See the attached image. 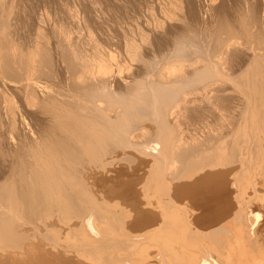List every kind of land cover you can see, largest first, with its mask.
Wrapping results in <instances>:
<instances>
[{"label": "rangeland", "instance_id": "obj_1", "mask_svg": "<svg viewBox=\"0 0 264 264\" xmlns=\"http://www.w3.org/2000/svg\"><path fill=\"white\" fill-rule=\"evenodd\" d=\"M237 1L238 0H233V1H231V0H229V1L228 0H205V1L204 0H167V1H164V0H29V1L28 0H16V1L15 0H8V2H7V0H0V7H1L0 8V27L2 28V26H3L2 29H4V30H2L4 33H2V31L0 29V31H1L0 33L2 34V35L0 34V40H2V41H0V57L2 56L1 57V59H3L2 63L4 62L5 66L7 67L6 68L4 66V64H2L0 62L1 65H2V66L0 65V75L2 76V77L0 76V82H1L0 83V86H1L0 87L1 88L0 89V101H1L0 102V139H1L0 140V151H1L0 152V194H1L0 195V199L2 200V201L0 200V203H1L0 206L3 207V208L0 207V209H1L0 210V216H1L0 217V220H1L0 221V230H1L0 231V241H1L0 242V245H1L0 246V264H132L131 260L128 261V259H127V262L125 261L126 260V255H127L128 251H130L129 250L130 248H128L126 250V248H124V246L123 247L121 246V243L123 244V242H126L124 240V235H126V237L128 238V235L126 233H129V232H130L129 234L140 233V232H142V231H144L146 229H149V227L150 228L156 227L157 224H152L149 227L142 226V219H145L144 216H140V215L136 214V212L133 211L132 200L131 199L125 200L124 198H126V197L119 196L120 195V191H121L119 189L121 188V185L123 183H127V182H130V181L133 182L135 179L140 178L139 176H142V173H141L142 170L144 168H147L148 165L153 164L154 161H156L158 159V156H157L159 154L158 150L160 151L159 143H157V141H155L153 139V137H151V134L149 132H147V134H146L147 137H146V135L144 136L146 138L141 136L136 141L135 140L125 141L124 140L122 142L120 140L119 142L118 141L112 142L113 144H110L108 146V148H106L105 153L103 155H100L96 160L91 159L90 156H87L85 154H83V156H82V154H79L77 156H70V155L69 156H65L64 150L62 149V146H61L62 143H64V142L68 143L69 142L68 145L71 148V151L77 149V147H78V145L75 143V137H73V134L71 135L72 132L70 130L68 132L66 127H68L69 125L71 126L73 124V120H74V118L77 115H81L82 114V116H83V115L86 114V112L84 110V107L86 109V104H87L86 101L84 100L86 98H85L84 92L83 93L81 92L82 87H81L80 84H78L79 82L78 83L75 82V78H74L75 76L74 75H75L76 72L74 70L77 68L76 66H77L78 62H80V61H82L84 59L85 60L88 59V62L90 61V64L93 63L92 67H91L93 69V71L97 70L96 67H94L93 65H96V63H98L99 60H107L108 62H110L111 66H112V63L115 62L113 67H112L113 69L115 67V69H114L115 71H113V69L110 67V70L113 71V72H111L112 74H115V72H116L115 76L113 75V77L115 79L113 78V81L111 80L110 81L111 83L110 82L109 83L111 85L110 90L111 91L115 90V92L116 91L118 92V91H120L119 88H121V89L125 88V87H123V86H126L125 83H124V80L128 81V82H132L131 80L134 79L135 77L138 78V80L141 77L143 80L140 79V82H146L149 78H150V80H148V82H150L151 79H152L151 77L154 76V78H156L157 74H159V72L162 71L165 66L169 69V68H171V65L173 64L171 69H173V70L175 69L176 72H179L178 69L180 67L182 68V66H183L182 64H185V63L189 64L187 66L184 65V67H187V70H189V68L191 67L190 65H193L196 60L197 61L199 60V62H203V63H204V60H205V61H207V63L205 62L204 65L205 64L209 65V63H210L209 66H211L213 64L212 66H214V67H211V70H213L212 72L215 71L214 74L216 73L215 75L219 79H217L216 76L213 74L214 76L212 75V77L209 78L210 80L207 79V82L209 81L208 84H207V82H206V84H204V81L202 82L203 83L202 84V83H200L202 80L201 81L200 80H195L193 78L196 82L199 83V84H197L195 82L196 85L195 84L193 85L194 82L192 83V81H194V80L193 79H192V81L190 80L191 83H192L191 86L192 85L194 86V87H191V86L190 87L192 88V91H194V92H191V90H190L191 88L187 87V88H190V89L184 88L183 95H184L185 99H187L186 102L189 103L190 101H192V105L194 104V106H192V105L190 106V104H191V102H190L189 105H188L189 108H187V109L185 108V110H181V115L178 117L179 121L177 120L178 125L176 124L177 126L173 127L176 132H181V130L187 132V131H191L193 128L195 129V130L193 129L194 133L196 131L199 132V130L196 128V126H197V124L199 122L198 121L199 118H202V117L206 118V115H203V114L209 113V115H207L208 119H210L211 117L213 118V116H215L217 118H220L221 114L224 115L225 113L228 112V110H230L229 108H233L234 106H238V104H239V103L237 104L236 102H239L240 98H237V97L240 96V92L238 91V89H236L237 87H235V84L231 81V78H229V76L224 75V77L226 76L227 79H226V77H225V79H223L224 78L223 74H221L220 72H222L224 74H230L231 73V75L233 73V74L236 75L241 70H244L246 68L251 69V66H254L255 62L257 63L261 59H263V60H261L260 62L264 61V46H263L264 45V0H258V1L257 0H255V1L254 0H239L238 2ZM17 2H19V3H17ZM33 2H35V4ZM235 3H237V4H235ZM157 4H158V6H157ZM32 5H34V6H32ZM74 6H75V8H74ZM255 6H257V8H255ZM229 8H231V9L228 10ZM258 8L260 10H257ZM262 9H263V11H262ZM216 10L218 12H216ZM236 11H238V12H236ZM201 12H202V14H201ZM228 12H230V13L228 14ZM208 13H210V14H208ZM21 14L24 15V16H22ZM166 14H168V15H166ZM18 15H20V16H18ZM62 15H63V17H62ZM64 15H66V16H64ZM195 15L197 16V18H196ZM181 16H183V17H181ZM198 16H200V17H198ZM217 16H219V17L217 18ZM177 18H179V19H177ZM182 18L185 19V20H183ZM197 19H199L200 21L197 20ZM68 20H70V21H68ZM153 20H154V22H153ZM181 20H182V22H181ZM195 22H198V23H195ZM254 23L256 24L257 27L255 26ZM43 24H44V26H43ZM70 24H72V25H70ZM220 24H222V25H220ZM160 25H162V26H160ZM193 25H194V27H193ZM218 25H219V27H218ZM249 25H251V27H249ZM27 26H29V27H27ZM67 26L70 27V28H68ZM190 26H192V27H190ZM236 26L238 28H236ZM182 29L184 31H182ZM221 30L224 31V32H222ZM215 31H217V32H215ZM205 32H207V33H205ZM259 32L261 33V35H260ZM254 34H256V35H254ZM180 35H182V36H180ZM205 35H207V36H205ZM261 36H262V38H260ZM2 37H4V38H2ZM14 38H15V41H14ZM19 40L21 42H19ZM22 40H24V41H22ZM80 40H83V41H81L82 42V46L83 45H84V47L87 46V47H85V50H84L83 47L80 46V44H81ZM152 40H154V41H152ZM193 40H195V41H193ZM255 40H258V42L255 41ZM163 41H165V43H163ZM184 41L187 44H184L185 43ZM238 41L240 43H238ZM53 42H54V44H53ZM84 42H86L88 45L86 43H84ZM137 42H138V44H137ZM227 42H228V44H227ZM250 42H252V43H250ZM178 43L181 45V47L179 46L180 47L179 48L180 53H178V45H179ZM19 44H21V46ZM151 44H152V46L150 47ZM258 44H261V45H258ZM6 45H8V46H6ZM16 45H17L18 48L20 46L21 49L20 48L16 49L17 48V47H15ZM166 45H167V47H165ZM12 46H14V47H12ZM222 46H224L223 47L224 49L222 48ZM233 46H234V49H233ZM242 46H243V48H242ZM6 47H9L10 49L9 48L7 49ZM51 47H52V49H51ZM14 48L16 50L15 53H14L15 50L11 51V49H14ZM26 48H27V50H26ZM22 49L24 50L23 53H22ZM35 49H37L38 51L35 50ZM65 49H67V50H65ZM88 49H89V51H88ZM92 49H93L94 52L92 51ZM3 50H5V51H3ZM69 50H71L72 52H70ZM81 50H83V51H81ZM193 50H194V54H193ZM234 50H235V52H234ZM9 51L11 52V54H10ZM85 51H88V53L86 52L87 53L86 54ZM91 51H92V53H90ZM117 51H118V53H117ZM152 51H154V52H152ZM222 51H224V52H222ZM19 52H21V53H19ZM66 52H67V55H66ZM30 53H32V55ZM152 53H153V55H152ZM167 53H169V54H167ZM249 53H251V54H249ZM19 54H22V55H19ZM48 54H50V55H48ZM90 54H91V57H90ZM177 54H181V55L179 57L178 56L176 57L175 55H177ZM27 55L30 56V57H28ZM93 55H95V56H93ZM3 56L4 57L6 56L5 59H4ZM82 56H85V58L82 57ZM100 56L103 57L104 59H102ZM256 56H257V58H259V60L256 59ZM7 57H9V59ZM55 57H56V59H55ZM109 57H112V58L109 59ZM195 57H197L198 59H196ZM201 57H202L203 61H202V59L200 61L199 58H201ZM252 57H255V58H252ZM260 57H261V59H260ZM17 58H18V60H17ZM49 58H51V59H49ZM82 58H84V59H82ZM188 58H190V60ZM214 58H215V60H214ZM19 59H20V61H19ZM27 59H30V60H27ZM91 59H92V61H91ZM111 59H112V61H110ZM129 59H130V61L132 63L129 61ZM171 59H173V60H171ZM253 59H255L254 60L255 62L253 61ZM15 60H16V62H15ZM31 60L34 61V62H32ZM95 60H97V61H95ZM113 60H114V62H113ZM175 60H176V62H175ZM245 60H248V61H245ZM27 61L30 62V66H29V63ZM190 61L191 62L194 61V62L191 63ZM251 61L254 62V64ZM22 62H24V64ZM31 62H32L33 66H32ZM69 62H72V65ZM188 62H190V63H188ZM242 62H243V64H242ZM197 63H195L193 66L201 67L200 64H203V63H198V64ZM234 63H235V65H234ZM239 64H242V65H239ZM19 65H20V67H19ZM178 65H180V66H178ZM243 65H245V66H243ZM3 66H4V68H3ZM47 66H49V67H47ZM237 66L240 67V68L237 69L238 68ZM1 67H2V69H1ZM30 67H32V68L34 67V70H32V68H30ZM58 67H59V69H58ZM173 67H175V68H173ZM242 67H244V68H242ZM134 68L137 69V70H135ZM213 68H215V69H213ZM126 69L129 70L128 73H127L128 70L126 71ZM232 69H234V70H232ZM17 70L19 71L20 75H19ZM142 70H143L144 76L147 74V71L150 70L148 75H147L148 78L146 76L142 77L143 76ZM173 70H170V72L172 73ZM222 70H224V71H222ZM235 70H237V72ZM32 71H34V72L31 73L32 74L31 75L30 72H32ZM216 71H218V72H216ZM180 72L183 73L182 70H180ZM24 73H26L27 75L25 74L26 75L25 76ZM118 73H120L119 76H117ZM68 76H70V77H68ZM189 76H190V73H189ZM189 76L187 77L188 79L190 78ZM213 77H215L217 79V81ZM212 78L215 80V83L213 82L214 80ZM3 79H4V81H3ZM188 79L185 80V78H184V80H183V78L179 77V79H177V80H179V83L177 82L176 89L177 88L180 89L179 87H182L181 81H183L184 85H185V83L188 81ZM33 80H35V81L33 82ZM220 80H223L225 84H223V81H222V83L221 82L218 83V81H220ZM76 81H77V79H76ZM190 81L188 82L189 84H190ZM26 82L27 83L30 82L31 85H29V84L28 85L31 86V87L27 86ZM35 82H36V84H35ZM148 82H146V83H148ZM32 83H34L35 85L32 84ZM209 83L211 85L213 84L214 86L217 83H218L217 85L220 84L219 86H217V85L215 86V87H217V89L215 88V90L217 92L219 91L218 93L213 89L214 88L213 85H212L213 88H210L212 91L214 90V92H216L217 94L216 93H212V91L209 89V87H211ZM178 84H179V86L177 87ZM12 85H14V86H12ZM198 85H200V86L202 85L204 88L202 86L199 87ZM207 85H209V86H207ZM33 86H35L34 87L35 89L33 88ZM27 87H28V90H27ZM39 87H41V88H39ZM195 87H197V88L195 89ZM25 89H26V93L24 91ZM33 89H34V91H33ZM185 89L189 90V91L187 92ZM16 90L19 91V92H16ZM196 90L197 91L199 90L200 95L202 94L201 95L202 97L198 98L199 97V92L197 94ZM205 91H206L205 94H208V92H209L210 95L211 94L212 95L215 94L217 96L215 97V95H213L214 97H211V96H208L209 95L208 94L207 96L205 95V97H204L203 92H205ZM3 92H4V94H3ZM20 92L22 93V95H21ZM184 92H187L188 94L187 93L184 94ZM9 93H11V94H9ZM32 94H33V96H32ZM195 94H197L196 97L198 96L197 97L198 100H197V98H195V96H194ZM223 94L226 95V96H224ZM34 95L36 96V98H35ZM188 95H190V96L188 97ZM45 96H47V97H45ZM191 96L194 99H192V98H191V100L188 99ZM28 97H30V98H28ZM31 97H32L33 100L34 99H36V100H34V102L31 101L32 100ZM186 97H188V98H186ZM222 97L223 98L225 97V99H223ZM76 98H77V100H76ZM204 98H206V99H204ZM37 99H38V101H37ZM199 99H201V100L204 99L202 101L203 104H201L202 102ZM207 99H209V100L206 102ZM49 100H51V102ZM52 100H53V102H52ZM75 100H76V102H75ZM188 100H190V101H188ZM193 100L198 102V103H196V106L197 105L198 106L200 105V106L196 107L195 106V101H193ZM235 100H236V102H235ZM204 101H205V103H204ZM217 101L218 102L220 101V102L218 103ZM49 103H51V104H49ZM43 104H44V106H42ZM84 104H85V106H84ZM206 104H207L208 107L206 106ZM210 104L211 105L215 104L218 107L217 106H211ZM181 105H182V103L179 105V108L183 109V107H181ZM202 105L204 107H202ZM29 106H30V108H29ZM80 106L82 107V109H81ZM188 106L186 105V107H188ZM20 107H21V109H20ZM206 107L208 108L209 112L207 111ZM212 107H213V109H212ZM179 108H177V109H179ZM204 108H205V110H204ZM215 108H216L217 111L215 110ZM234 108H237V107H234ZM222 109L225 110V111H222ZM236 110H238V109H236ZM59 111H61L62 113L59 112ZM213 111H215L214 113L217 116L212 113ZM219 111H221V112H220V115L218 116ZM7 112H8V114H7ZM65 112H66V114H65ZM200 112H202V113L200 114ZM9 113H11L12 116ZM27 113H28V115H26ZM29 113H30V115H29ZM211 113H212V115H211ZM35 115H37V116H35ZM4 118L6 119V121H5ZM12 118L14 119V121L12 120ZM145 118L146 117H144V118L140 117V118H136V120L140 121V120H143ZM37 120H40V121H37ZM51 121H53V123ZM21 122H23V123H21ZM187 122H189L190 124L187 123ZM67 123H69V124H67ZM194 123L196 125H194ZM139 124L143 125L144 127H145V125L147 127L151 125L150 122H147V121H143V122H141ZM3 125L4 126L6 125L8 128L6 126L4 127ZM189 126L192 127V128H190ZM2 128H4V129H2ZM51 129H53V130H51ZM193 130H192V133H193ZM27 132H28V134H27ZM9 133H11V134H9ZM69 134H70V136H69ZM205 134L206 133H204V134L203 133L196 134L195 137L196 136L197 137H202V139L196 137L195 141L197 143H202L205 140V138L209 139V138H213V136H214L213 133L208 134L209 136L205 135ZM52 135H53L54 138H51ZM198 135H201V136H198ZM48 136H49V138H48ZM56 137L57 138L59 137L60 139L59 138L57 139ZM10 138H12V139H10ZM149 138H151V139H149ZM254 138L256 139L259 147L261 148L262 156L264 158V136L260 135L259 137H257V135H256V136H254ZM58 140H60V142ZM29 143H33V144H29ZM120 143H124V144H120ZM122 145H124L125 147L122 146ZM129 146L132 147L133 149L130 148ZM136 147L138 148V150L136 149ZM36 148L40 149L39 150L40 152L38 151V149H37V151H38L37 152ZM42 148L43 149L45 148V149L43 150ZM41 149L43 150V152L47 151L48 153L47 152L43 153ZM32 151H34V152H32ZM35 151L38 154H40L41 152L43 154L41 153L40 154L41 156H39V155L36 154ZM108 151H110V152H108ZM242 152L243 151L241 150L239 152L228 153L227 156H229L228 158H230V159H229L227 165L216 167L215 170L214 169H212V170L211 169H206L204 171V173H202L200 176H203L206 173H216L218 171L219 172H229V171L230 172H237L238 171V176H239L238 178L241 180L240 184L243 185V183H244V186L241 185L242 192H244V195L246 197H253L251 199V202L247 205L246 209L248 210V209L251 208L254 211V213H256V214L258 212L257 215L256 214L254 215V217H257V221H259V222L256 221L257 222V228H255V230L252 231V232H254L253 236L255 238H253L252 240L249 241V245L251 246L256 241H259V242L264 241V162L262 163V161H260L259 158L256 159V153H254V152H250L249 150L248 151H244L243 153ZM50 154H51V156H50ZM251 154H252V156H251ZM8 155L9 156L11 155V156L9 157ZM108 155H110V156H108ZM247 156H249V158L250 157H252V158L249 159ZM42 157H44L45 160L43 158L42 161H41L40 159ZM52 157H53V159H52ZM155 157H157V158H155ZM239 157H241V159H240L241 161L239 160ZM18 158H20V159H18ZM24 158L26 160H23ZM76 159H78V160H76ZM88 159H90V161ZM246 159H247V161L245 162ZM22 160L24 161V163H23ZM46 160H48V161L46 162ZM49 161H50V164H49ZM78 161H79V163H78ZM85 161H88V162H85ZM42 162H43V165L47 164V165H45V168L47 167V171L49 169L48 172H50V173H48L46 171V169L43 168ZM22 163L24 164V166L22 165ZM27 163H29V164H27ZM52 163L55 165V167H53L54 165H52ZM20 164L22 165V168H21ZM67 164L69 165L68 167H67ZM83 164H85V165H83ZM243 165H244V167H243ZM25 167H28V169L25 168ZM30 167H32V168L29 169ZM245 167H247V168H245ZM36 168H39V171H38V169L35 170ZM40 168L42 169V171H41ZM54 168L55 169L57 168V170H53ZM72 168H74V169L72 170ZM5 170H6V172H5ZM20 170L22 172H20ZM23 170H25V172ZM26 170H32V171L31 172L29 171L30 173H28V171L26 172ZM60 170L62 172H60ZM56 171H57V173L59 175H62V177L56 175L57 174ZM39 172L40 173L42 172V173L40 174ZM54 172H55V174H54ZM31 173H33L32 175H35V176H33L34 180L31 179V177H32L30 175ZM43 173L46 174V175H44ZM39 175L41 176V178H40ZM48 175H49V177L51 179L48 178ZM71 175H72V177H69ZM79 175L82 176V179H81V177ZM9 176H11V177H9ZM19 176H21V177H19ZM42 176H44V177H42ZM52 176H53V178H52ZM8 177L11 178V179H9L10 181H8ZM27 177H29V178H27ZM63 177H64V179H66V182L68 180L67 183H71L72 182L73 184L71 183V184L67 185L66 182H65L66 183L65 184L64 183L65 180L63 179ZM76 177H77V179H75ZM13 178H15V179H13ZM42 178H44V179L41 180ZM46 178H48V179H46ZM57 178L59 179L60 183L57 180ZM69 178H71V179H69ZM72 178H73V180H72ZM20 179H21V181H19ZM35 179H37V180H35ZM79 179H81V180H79ZM83 179H84V181H83ZM85 179H86V181H85ZM13 180L14 181L17 180L16 181L17 184ZM47 180H48V185H47V182H46ZM5 181H7V182H5ZM11 181H13V183ZM50 181H52V182L50 183ZM54 181H55V183H54ZM57 181H58L59 184L57 183ZM8 182H10V183L8 184ZM31 182H33V183H31ZM39 182H41V183H39ZM82 182H83V184L87 183L88 187L86 186L84 188L85 184L82 185ZM245 182H246V184H245ZM11 183H12V185H11ZM49 183L52 184V185L50 186ZM14 184H16V185H14ZM80 184H81V186H80ZM25 185H27V186L25 187ZM31 185L33 186V188H32ZM61 185H62V187H61ZM71 185H73V187ZM8 186H10V187H8ZM15 186H17V187L15 188ZM44 186H46V187H44ZM67 186H69L70 188L67 187ZM79 186H80V188H79ZM11 188H15L16 190L15 189H11ZM53 188L55 189V191H54ZM245 188H246V190H245ZM5 189H6V192H5ZM35 189H38V190H35ZM10 190H11V192H9ZM13 190H15V191H13ZM24 191H25V193H24ZM76 191H79V192H76ZM110 191H112V192L115 191L114 193H116L117 195L113 194V193L110 194ZM55 192H57L58 194L55 193ZM87 192L90 193V194H87ZM91 192H93V194L96 195L97 197L92 195ZM10 193H12V194L10 195ZM49 193H50V197H49ZM105 193L108 194L109 197H108V195L104 196V195H106ZM29 194H31V195H29ZM85 194H86V196H85ZM101 194H102V197H101ZM196 194L201 195V194H199V192L196 193ZM87 195H89V196H87ZM111 195H115L114 196L115 200L113 199L114 201L111 199V198H114ZM195 195H194V197H195ZM6 196H7V198H6ZM55 196H57V197H55ZM60 196L63 199L69 197L68 199L72 200L73 198H76L77 199V203L75 202V200L73 201V205H77V207L75 209H77L78 212H79V207H81V209H84V212H82V214H79L75 209L73 210V208L70 211L69 210L66 211L62 207V204L60 202L57 203L58 201H61V199H62ZM43 197H44V199H43ZM94 197H96L95 198L96 200L94 199ZM20 198H23V199H20ZM45 198H47V199H45ZM83 198L85 199L86 204L88 202H90V201H92V202L87 204L88 205L87 206L85 204V202H83L84 201ZM86 199H87V201H86ZM98 199H100V200H98ZM110 199H111V201H110ZM123 199H124V201H123ZM15 200L18 203H15ZM42 200H44V201H42ZM51 200H52L53 204L55 203V205H54L55 207L54 206H50V205H52ZM100 202H101V204H99ZM110 202L112 204L109 206ZM117 202H118V205H117ZM129 202H131L130 205H129ZM48 203H49V205H48ZM58 204H60V207H59ZM79 204H81V205L79 206ZM104 204H106V205H104ZM42 205H43V208H42ZM128 205H129V207H128ZM6 206L9 207L10 209L7 208ZM99 206L102 207V208H100ZM106 206L107 207L109 206V207L107 208ZM125 206H127V207H125ZM199 206L200 205H195V204L189 203L187 207H188V209L196 211L195 208L199 207ZM85 207H87V208L90 207L89 213H88V209L85 208ZM122 207H125V209L122 208ZM40 208H42V209H40ZM106 208H107V210H104ZM130 208H132V209H130ZM126 209L129 210V211H126ZM12 210H14V211H12ZM21 210H23V211L21 212ZM25 210H27V211H25ZM42 210H44V211H42ZM90 210H92L91 212H93V213H91V216L89 217ZM99 210H102V211H99ZM6 211H7V214L9 213L8 214L9 216L6 214ZM10 212L11 213L13 212V214H11ZM39 212H40V214H37ZM42 212H43V214H42ZM73 212H75V213H73ZM124 212H128L129 214L124 213ZM112 213H116V214H112ZM119 213H122V214H119ZM14 214L15 215L17 214L15 220H14V217L11 216V215L15 216ZM123 214H124V216H123ZM99 215H101V216H99ZM107 215H108V218H107ZM117 215L118 216L121 215L123 217L122 218H121V216L117 217ZM10 216H11V218H10ZM24 217H26V218H24ZM88 217L91 218L92 220L88 219ZM103 217L106 218V219H104ZM78 218H79V220H78ZM85 218H87L88 221H90L89 224H91L90 225L91 228L86 225L87 223L86 224L82 223L83 222L82 220L87 221V219H85ZM113 218L114 219L116 218V219L114 220ZM18 219H20L19 221L22 222V223H20L18 221ZM103 219H104V222H103ZM249 219L250 220H248L247 218L244 217V218L238 220L237 221L238 228H240L241 230L245 231V229H247V227L250 226L251 221L254 220L253 218H249ZM4 220L6 222H4ZM107 220H109V221H107ZM118 220H121V221H118ZM140 220H141V222H140ZM10 221H13V222H10ZM17 221H18V223H17ZM134 222H136V224ZM77 223L79 224V226H78ZM15 224L20 226V228H21L20 230L21 231H22V228H23L24 233L26 235L22 233L23 231L22 232L18 231L19 228H17L18 226L16 225L17 226L16 227ZM24 224H25V227L27 226L26 228L24 227ZM108 226H110V227H108ZM13 227H14L15 231H13L8 237L7 236L6 237H1L5 229L10 228V229L13 230ZM15 227L18 230H16ZM106 227H107V229H106ZM123 229H124V231H123ZM198 229H199V227H198ZM125 230H127V231L125 232ZM16 231H18L19 234H17L18 232L16 233ZM66 231H68V232H66ZM117 233H119V235ZM21 235H22V238H21ZM101 235H103V236H101ZM24 236H26V238H24ZM91 236H92V238H91ZM115 236H117V237H115ZM87 237H89V238H87ZM21 239H23V241H21ZM115 239L118 240L119 245L117 244V240H115ZM76 240H78V241H76ZM89 240H90V242H89ZM161 240H162V242H161ZM172 240H175V241H172ZM110 241L114 245V246L112 245L113 247L111 246V248L108 247V244L111 243ZM49 242H51V245H50ZM154 242H156V241H154ZM159 242H161V246H158V244H156V243H159ZM167 242H169L168 246L170 247L169 248L170 250H173L176 253L179 252V250H178L179 249L178 246L180 244L179 240L176 241L175 238H172V239H167V241H166L164 239L160 238V240H159L157 238V242L154 243L155 245L154 244L152 245V247L153 246H155V247H153V248L150 247L151 249L149 250V252L151 251L153 253V251L156 249L154 252L157 254V258L155 259V261L157 260V262L153 261L154 257L153 258H149V257H152L151 256L152 253H148L149 254L148 259L150 261V264H166V263L168 264L167 259H166L167 258L166 256L168 255L167 254V248H166ZM170 242H171L172 246L170 245ZM91 243H92V245H91ZM44 244L47 245V246H45ZM89 244H90V246H89ZM174 244H176L177 246L174 245ZM98 245H99V247H98ZM159 245H160V243H159ZM96 246L98 248H96ZM173 246L175 248H177V249L174 250L175 248ZM41 247H42V249H41ZM162 247H163V249H162ZM38 248H40L41 251H38L39 250ZM99 248H100V250H99ZM160 249H162V250H160ZM112 250H113V252H112ZM115 250H117L118 252H115ZM163 250H165V251H163ZM192 250H193V248H192ZM121 251H123L124 253L121 252ZM119 252H121V253H119ZM158 252L161 253L160 256L162 255V257L165 258V260L162 257L159 256ZM91 253H92V255H91ZM77 254H79V256ZM89 254H90V256H89ZM122 254H125V255H122ZM156 254H153V256H156ZM81 255H82V257H81ZM123 256H125V257H123ZM87 258H89V259H87ZM214 258L215 257L212 256L211 258H209V260H214ZM123 259H125V260H123ZM150 259L151 260L153 259V260L151 261ZM158 261H159V263H158ZM182 263H184V260H183Z\"/></svg>", "mask_w": 264, "mask_h": 264}, {"label": "bare ground", "instance_id": "obj_2", "mask_svg": "<svg viewBox=\"0 0 264 264\" xmlns=\"http://www.w3.org/2000/svg\"><path fill=\"white\" fill-rule=\"evenodd\" d=\"M16 1V0H15ZM29 1V0H28ZM167 1V0H164ZM205 1V0H204ZM229 1V0H228ZM233 1V0H231ZM239 1V0H238ZM237 1V2H238ZM255 1V0H254ZM258 1V0H257ZM8 2V0H7ZM48 2V1H47ZM177 2V1H176ZM203 2V1H202ZM253 2V1H252ZM19 3V2H17ZM35 4V2H33ZM41 3V2H40ZM195 3V2H194ZM205 3V2H204ZM215 3V2H214ZM240 3V2H239ZM16 4V3H15ZM193 4V3H192ZM231 4V3H230ZM237 4V3H235ZM234 4V5H235ZM23 5V4H22ZM160 5V4H159ZM163 5V4H162ZM161 5V6H162ZM199 5V4H198ZM205 5V4H204ZM242 5V4H241ZM16 6V5H15ZM14 6V7H15ZM34 6V5H32ZM44 6V5H43ZM158 6V4H157ZM253 6V5H252ZM258 6V5H257ZM257 6H255V8H257ZM21 7V6H20ZM156 7V6H155ZM167 7V6H166ZM199 7V6H198ZM222 7V6H221ZM224 7V6H223ZM241 7V6H240ZM244 7V6H243ZM1 8V7H0ZM9 8V7H8ZM18 8V7H17ZM16 8V9H17ZM22 8V7H21ZM75 8V6H74ZM159 8V7H158ZM161 8V7H160ZM193 8V7H192ZM211 8V7H210ZM245 8V7H244ZM260 8V7H259ZM257 10H260V9ZM7 9V8H6ZM34 9V8H33ZM167 9V8H166ZM202 9V8H201ZM222 9V8H221ZM231 8H229L228 10H230ZM22 10V9H21ZM77 10V9H76ZM174 10V9H173ZM183 10V9H182ZM181 10V11H182ZM193 10V9H192ZM215 10V9H214ZM226 10V9H225ZM240 10V9H239ZM9 11V10H8ZM7 11V12H8ZM27 11V10H26ZM29 11V10H28ZM75 11V10H74ZM159 11V10H158ZM157 11V12H158ZM170 11V10H169ZM213 11V10H212ZM227 11V10H226ZM263 11V9H262ZM25 12V11H24ZM214 12V11H213ZM216 12H218L216 10ZM238 12V11H236ZM19 13V12H18ZM64 13V12H63ZM160 13V12H159ZM158 13V14H159ZM162 13V12H161ZM186 13V12H185ZM205 13V12H204ZM222 13V12H221ZM230 12H228L229 14ZM251 13V12H250ZM9 14V13H8ZM74 14V13H73ZM81 14V13H80ZM164 14V13H163ZM202 14V12H201ZM206 14V13H205ZM210 14V13H208ZM220 14V13H219ZM223 14V13H222ZM226 14V13H225ZM3 15V14H2ZM22 15V14H21ZM155 15V14H154ZM168 15V14H166ZM183 15V14H182ZM190 15V14H189ZM235 15V14H234ZM10 16V15H9ZM20 16V15H18ZM24 16V15H22ZM56 16V15H55ZM66 16V15H64ZM76 16V15H75ZM170 16V15H169ZM196 16V15H195ZM205 16V15H204ZM214 16V15H213ZM241 16V15H240ZM63 17V15H62ZM77 17V16H76ZM152 17V16H151ZM179 17V16H178ZM183 17V16H181ZM200 17V16H198ZM207 17V16H206ZM209 17V16H208ZM215 17V16H214ZM219 16H217L218 18ZM228 17V16H227ZM252 17V16H251ZM6 18V17H5ZM22 18V17H21ZM35 18V17H34ZM37 18V17H36ZM163 18V17H162ZM167 18V17H166ZM186 18V17H185ZM197 18V16H196ZM211 18V17H210ZM236 18V17H235ZM250 18V17H249ZM63 19V18H62ZM76 19V18H75ZM154 19V18H153ZM175 19V18H174ZM179 19V18H177ZM176 19V20H177ZM183 19V18H182ZM240 19V18H239ZM247 19V18H246ZM42 20V19H41ZM46 20V19H45ZM66 20V19H65ZM83 20V19H82ZM185 20V19H183ZM191 20V19H190ZM199 20V19H197ZM196 20V21H197ZM203 20V19H202ZM3 21V20H2ZM48 21V20H47ZM70 21V20H68ZM157 21V20H156ZM168 21V20H167ZM188 21V20H187ZM200 21V20H199ZM208 21V20H207ZM257 21V20H256ZM13 22V21H12ZM40 22V21H39ZM46 22V21H45ZM58 22V21H57ZM78 22V21H77ZM154 22V20H153ZM165 22V21H164ZM178 22V21H177ZM176 22V23H177ZM182 22V20H181ZM193 22V21H192ZM212 22V21H211ZM43 23V22H42ZM198 23V22H195ZM232 23V22H231ZM30 24V23H29ZM28 24V25H29ZM38 24V23H37ZM47 24V23H46ZM68 24V23H67ZM151 24V23H150ZM163 24V23H162ZM255 24V23H254ZM62 25V24H61ZM72 25V24H70ZM166 25V24H165ZM177 25V24H176ZM181 25V24H180ZM209 25V24H208ZM222 25V24H220ZM239 25V24H238ZM237 25V26H238ZM6 26V25H5ZM13 26V25H12ZM44 26V24H43ZM162 26V25H160ZM236 26V28H238ZM248 26V25H247ZM256 26V24H255ZM260 26V25H259ZM11 27V26H10ZM16 27V26H15ZM29 27V26H27ZM61 27V26H60ZM68 27V26H67ZM73 27V26H72ZM76 27V26H75ZM79 27V26H78ZM85 27V26H84ZM192 27V26H190ZM194 27V25H193ZM219 27V25H218ZM240 27V26H239ZM249 27H251V25H249ZM257 27V26H256ZM3 28V26H2ZM1 29L4 30V29ZM7 28V27H6ZM5 28V29H6ZM33 28V27H32ZM53 28V27H52ZM70 28V27H68ZM154 28V27H153ZM180 28V27H179ZM178 28V29H179ZM182 28V27H181ZM18 29V28H17ZM164 29V28H163ZM188 29V28H187ZM217 29V28H216ZM220 29V28H219ZM10 30V29H9ZM21 30V29H20ZM159 30V29H158ZM165 30V29H164ZM197 30V29H196ZM209 30V29H208ZM213 30V29H212ZM215 30V29H214ZM228 30V29H227ZM234 30V29H233ZM245 30V29H244ZM247 30V29H246ZM255 30V29H254ZM0 31V32H1ZM6 31V30H5ZM18 31V30H17ZM39 31V30H38ZM37 31V32H38ZM41 31V30H40ZM49 31V30H48ZM51 31V30H50ZM86 31V30H85ZM145 31V30H144ZM155 31V30H154ZM182 31H184L182 29ZM222 31V30H221ZM220 31V32H221ZM242 31V30H241ZM263 31V30H262ZM28 32V31H27ZM32 32V31H31ZM81 32V31H80ZM174 32V31H173ZM195 32V31H194ZM210 32V31H209ZM212 32V31H211ZM217 32V31H215ZM224 32V31H222ZM234 32V31H233ZM2 33H4L2 31ZM6 33V32H5ZM21 33V32H20ZM83 33V32H82ZM86 33V32H85ZM141 33V32H140ZM188 33V32H187ZM207 33V32H205ZM228 33V32H227ZM226 33V34H227ZM237 33V32H236ZM241 33V32H240ZM249 33V32H248ZM251 33V32H250ZM258 33V32H257ZM260 33V32H259ZM1 34V33H0ZM55 34V33H54ZM75 34V33H74ZM153 34V33H152ZM195 34V33H194ZM2 35V34H1ZM4 35V34H3ZM8 35V34H7ZM65 35V34H64ZM204 35V34H203ZM241 35V34H240ZM256 35V34H254ZM261 35V33H260ZM259 35V36H260ZM5 36V35H4ZM12 36V35H11ZM33 36V35H32ZM35 36V35H34ZM154 36V35H153ZM172 36V35H171ZM182 36V35H180ZM187 36V35H186ZM195 36V35H194ZM201 36V35H200ZM207 36V35H205ZM204 36V37H205ZM6 37V36H5ZM40 37V36H39ZM173 37V36H172ZM175 37V36H174ZM236 37V36H235ZM242 37V36H241ZM4 38V37H2ZM11 38V37H10ZM24 38V37H23ZM35 38V37H34ZM52 38V37H51ZM62 38V37H61ZM88 38V37H87ZM138 38V37H137ZM155 38V37H154ZM165 38V37H164ZM182 38V37H181ZM180 38V39H181ZM192 38V37H191ZM202 38V37H201ZM219 38V37H218ZM255 38V37H254ZM259 38V37H258ZM262 38V36L260 37ZM17 39V38H16ZM56 39V38H55ZM96 39V38H95ZM106 39V38H105ZM156 39V38H155ZM184 39V38H183ZM194 39V38H193ZM222 39V38H221ZM239 39V38H238ZM12 40V39H11ZM25 40V39H24ZM22 40V41H24ZM57 40V39H56ZM61 40V39H60ZM89 40V39H88ZM144 40V39H143ZM206 40V39H205ZM208 40V39H207ZM220 40V39H219ZM230 40V39H229ZM261 40V39H260ZM2 41V40H0ZM15 41V38H14ZM64 41V40H63ZM62 41V42H63ZM83 40H80V42ZM87 41V40H86ZM112 41V40H111ZM154 41V40H152ZM195 41V40H193ZM221 41V40H220ZM226 41V40H225ZM232 41V40H231ZM241 41V40H240ZM258 42V40H255ZM19 42H21L19 40ZM60 42V41H59ZM66 42V41H65ZM113 42V41H112ZM156 42V41H155ZM177 42V41H176ZM185 42V41H184ZM213 42V41H212ZM215 42V41H214ZM217 42V41H216ZM230 42V41H229ZM235 42V41H234ZM237 42V41H236ZM13 43V42H12ZM18 43V42H17ZM25 43V42H24ZM70 43V42H69ZM86 43V42H84ZM163 43H165V41H163ZM172 43V42H171ZM193 43V42H192ZM211 43V42H210ZM238 43H240L238 41ZM252 43V42H250ZM10 44V43H9ZM54 44V42H53ZM87 44V43H86ZM85 44V45H86ZM91 44V43H90ZM93 44V43H92ZM138 44V42H137ZM157 44V43H156ZM179 44V43H178ZM177 44V45H178ZM184 44H187L186 42ZM191 44V43H190ZM207 44V43H206ZM218 44V43H217ZM228 44V42H227ZM245 44V43H244ZM249 44V43H248ZM4 45V44H3ZM21 46V44H19ZM24 45V44H23ZM88 45V44H87ZM95 45V44H94ZM183 45V44H182ZM196 45V44H195ZM224 45V44H223ZM230 45V44H229ZM240 45V44H239ZM242 45V44H241ZM254 45V44H253ZM261 45V44H258ZM5 46V45H4ZM8 46V45H6ZM19 46V48H20ZM35 46V45H34ZM67 46V45H66ZM81 47L84 48L85 50V46H82V42L80 44ZM98 46V45H97ZM119 46V45H118ZM121 46V45H120ZM148 46V45H147ZM152 46V44L150 45V47ZM181 47V45H178V53H180L179 48ZM190 46V45H189ZM197 46V45H196ZM264 46V45H263ZM2 47V46H1ZM14 47V46H12ZM11 47V48H12ZM17 47V45L15 46ZM36 47V46H35ZM55 47V46H54ZM63 47V46H62ZM71 47V46H70ZM79 47V46H78ZM117 47V46H116ZM129 47V46H128ZM149 47V46H148ZM167 47V45L165 46ZM224 46H222L223 48ZM227 47V46H226ZM230 47V46H229ZM246 47V46H245ZM255 47V46H254ZM3 48V47H2ZM7 49L9 47H6ZM18 47L16 49H19ZM23 48V47H22ZM34 48V47H33ZM82 48V49H83ZM134 48V47H133ZM154 48V47H153ZM212 48V47H211ZM232 48V47H231ZM243 48V46H242ZM247 48V47H246ZM260 48V47H259ZM263 48V47H262ZM10 49V48H9ZM21 49V48H20ZM41 49V48H40ZM52 49V47H51ZM59 49V48H58ZM70 49V48H69ZM94 49V48H93ZM92 49V51H93ZM155 49V48H154ZM224 49V48H223ZM234 49V46H233ZM252 49V48H251ZM15 50L14 49H11ZM27 50V48H26ZM30 50V49H29ZM28 50V51H29ZM34 50V49H33ZM37 50V49H35ZM67 50V49H65ZM100 50V49H99ZM107 50V49H106ZM127 50V49H126ZM149 50V49H148ZM163 50V49H162ZM202 50V49H201ZM211 50V49H210ZM217 50V49H216ZM220 50V49H219ZM227 50V49H226ZM238 50V49H237ZM242 50V49H241ZM5 51V50H3ZM18 51V50H17ZM27 51V52H28ZM38 51V50H37ZM50 51V50H49ZM70 52H72L71 50H69ZM83 51V50H81ZM89 51V49H88ZM88 51H85V53ZM92 51L90 53H92ZM97 51V50H96ZM109 51V50H108ZM112 51V50H111ZM156 51V50H155ZM173 51V50H172ZM177 51V50H176ZM248 51V50H247ZM10 52V51H9ZM16 52V50L14 51V53ZM24 52V50L22 49V53ZM41 52V51H40ZM61 52V51H60ZM94 52V51H93ZM124 52V51H123ZM140 52V51H139ZM149 52V51H148ZM154 52V51H152ZM188 52V51H187ZM196 52V51H195ZM211 52V51H210ZM214 52V51H213ZM212 52V53H213ZM224 52V51H222ZM233 52V51H232ZM235 52V50H234ZM240 52V51H239ZM252 52V51H251ZM258 52V51H257ZM21 53V52H19ZM26 53V52H25ZM36 53V52H35ZM56 53V52H55ZM65 53V52H64ZM86 53V54H87ZM96 53V52H95ZM118 53V51H117ZM121 53V52H120ZM160 53V52H159ZM165 53V52H164ZM186 53V52H185ZM191 53V52H190ZM221 53V52H220ZM246 53V52H245ZM260 53V52H259ZM11 54V52H10ZM28 54V53H27ZM32 55V53H30ZM54 54V53H53ZM52 54V55H53ZM169 54V53H167ZM193 54H194V50H193ZM198 54V53H197ZM223 54V53H222ZM230 54V53H229ZM251 54V53H249ZM13 55V54H12ZM17 55V54H16ZM22 55V54H19ZM50 55V54H48ZM67 55V52H66ZM89 55V54H88ZM109 55V54H108ZM153 55V53H152ZM156 55V54H155ZM172 55V54H171ZM181 54H177L175 55L176 57L180 56ZM218 55V54H217ZM248 55V54H247ZM262 55V54H261ZM14 56V55H13ZM28 56V55H27ZM34 56V55H33ZM55 56V55H54ZM95 56V55H93ZM127 56V55H126ZM130 56V55H129ZM157 56V55H156ZM159 56V55H158ZM166 56V55H165ZM186 56V55H185ZM184 56V57H185ZM227 56V55H226ZM234 56V55H233ZM250 56V55H249ZM260 56V55H259ZM2 57V56H1ZM0 57V62L2 63V60ZM4 57V56H3ZM6 57V56H5ZM4 57V59H5ZM18 57V56H17ZM26 57V56H25ZM30 57V56H28ZM32 57V56H31ZM66 57V56H65ZM85 58V56H82ZM91 57V54H90ZM99 57V56H98ZM101 57V56H100ZM132 57V56H131ZM160 57V56H159ZM167 57V56H166ZM189 57V56H188ZM203 57V56H202ZM201 58L200 61H201ZM220 57V56H219ZM263 57V56H262ZM9 59V57H7ZM20 58V57H19ZM24 58V57H23ZM27 58V57H26ZM25 58V59H26ZM53 58V57H52ZM82 58V59H84ZM102 59H104L103 57H101ZM112 57H109V59ZM165 58V57H164ZM171 58V57H170ZM191 58V57H190ZM190 58H188L190 60ZM196 59H198L197 57H195ZM224 58V57H223ZM235 58V57H234ZM243 58V57H242ZM255 58V57H252ZM251 58V59H252ZM16 59V58H15ZM51 59V58H49ZM56 59V57H55ZM68 59V58H67ZM96 59V58H95ZM108 59V60H109ZM128 59V58H127ZM134 59V58H133ZM168 59V58H167ZM174 59V58H173ZM171 59V60H173ZM185 59V58H184ZM195 59V60H196ZM210 59V58H209ZM248 59V58H247ZM256 59L259 60V58ZM261 59V57H260ZM18 60V58H17ZM22 60V59H21ZM30 60V59H27ZM98 60V59H97ZM95 60V61H97ZM157 60V59H156ZM163 60V59H162ZM161 60V61H162ZM177 60V59H176ZM175 60V62H176ZM183 60V59H182ZM193 60V59H192ZM211 60V59H210ZM215 60V58H214ZM239 60V59H238ZM242 60V59H241ZM255 59H253L254 61ZM263 60V59H261ZM261 60H259V62H252L254 64V66H251V69L246 68L244 70H241L239 73H237L236 75L232 73L230 74H224L222 72H220L221 74H223L226 76H229V78H231V81L235 84V87H237L236 89H238V91L240 92V96L237 98L239 99V102H235L238 104V106H234L237 108H229L230 110H228L227 113H223L224 115L221 114L220 118H217L215 116H213V118L211 117L210 119H208L207 115H209V113L207 114H203L206 115V118L202 117L198 119V124L196 126V128L199 130V132H195L193 130L191 131H182L181 132H176L175 129L173 128L174 126L178 125V117L181 115V110H185V108H189V103L191 102L190 106L192 105V99H194L192 96L190 98H188L190 95H188V101H190L189 103L186 102L187 99H185L184 95H183V91L184 88L190 87L191 84L193 83V85L196 83L199 84L198 82H196L195 80H202L200 83H202L204 81V84H206L207 79L210 80L209 78L212 77V75L214 74V72H212L213 70H211V67L214 66H209L207 64L204 65V63L207 61L204 60L203 62H199V60L197 61L198 63H203L200 64L201 67H195L193 66L195 63H197L195 61V63L193 65H190L191 67L189 68V70H187V67H184V65H189V64H182V68L180 67L178 70L179 72H176L175 69H171L173 70L172 73L170 72V70L165 66L164 69L162 71L159 72V74H157L156 78L151 77V81L148 82V80H150V78L147 80L146 78V82H140V79H142L141 77L139 78H134L131 81L132 82H128L124 80V83L126 86H123L125 88H119L120 91H116L110 90V81H113V75L115 76V74H112L111 72L115 71V67L114 69L112 68L114 65V60L112 63V66L110 64V62H108L107 60H99L98 63H96V65H93L94 67H96L97 70L93 71L92 64H90V61L88 62V59H84L80 62H78L77 64V68L74 70L75 73V82L80 84L82 87L81 92H84L85 98L84 99L86 101V109L84 107V110L86 112L85 115L82 116L81 115H77L74 120H73V124L69 127H66V129L72 132L71 135L73 134V137H75V143L78 145L77 149L72 150L69 147V142L68 143H62V149L64 150V154L65 156H77L79 154H85L87 156H90L91 159L96 160L100 155H103L105 153L106 148H108V146L110 144H113L112 142L115 141H130V140H138L141 136L144 137L147 132H149L151 134V137H153V139L155 141H157V143H159V147H160V151L158 150L159 154L158 159L156 161H154L153 164L148 165L147 168H144L142 170V176H139L140 178L135 179L133 182H127V183H123L121 185V188L119 190L120 191V195L119 196H124L126 198H124L125 200L131 199L132 200V207H133V211L136 212V214L140 215V216H144L145 219H142V226H146L149 227L152 224H157L156 227L154 228H150L146 229L140 233H135V234H129L126 233L128 235V238L126 237V235H124V240L126 242H123V244L121 243V246L124 248H126V250L128 248H130L126 255V262L127 259L128 261L131 260L132 264H150V261L148 259L149 254L148 253H152L151 251L149 252V250L151 249L150 247H152V245L154 243L157 242V238L160 240L164 239L167 241V239H172L175 238L176 241L179 240V252H174L173 250H170L169 248V242H167V262L168 264H264V241H256L253 243V245H249V241L252 240L253 238H255L253 236L255 228H257V217H254V215L256 213H254V211L250 208V209H246L247 205L251 202V199L253 197H246L244 195V192H242V188L240 182L241 180L238 178V171L237 172H216V173H206L203 176H200L202 173H204V171L206 169H216V167L219 166H225L227 165L228 161L230 158H228L229 156H227L228 153H233V152H239V151H250V152H254L256 153V159L259 158L260 161H262V163L264 162V158L262 156V150L259 147L256 139L254 138V136L257 135V137H259L260 135L264 136V61L260 62ZM7 61V60H6ZM20 61V59H19ZM32 61V60H31ZM49 61V60H48ZM92 61V59H91ZM112 61V59L110 60ZM122 61V60H121ZM130 61V59H129ZM128 61V62H129ZM133 61V60H132ZM160 61V62H161ZM185 61V60H184ZM203 61V59H202ZM212 61V60H211ZM232 61V60H231ZM248 61V60H245ZM8 62V61H7ZM16 62V60H15ZM18 62V61H17ZM25 62V61H24ZM24 62H22L24 64ZM29 63L30 66V62L27 61ZM34 62V61H32ZM31 62V64H32ZM131 62V61H130ZM135 62V61H134ZM145 62V61H144ZM171 62V61H170ZM183 62V61H182ZM191 62V61H190ZM188 62V63H190ZM194 61H192L191 63H193ZM220 62V61H219ZM238 62V61H237ZM250 62V61H249ZM0 63V65H1ZM10 63V62H9ZM57 63V62H56ZM72 65V62H69ZM132 63V62H131ZM184 63V62H183ZM197 63V64H198ZM214 63V62H213ZM2 64L5 63L3 62ZM8 64V63H7ZM120 64V63H119ZM127 64V63H126ZM137 64V63H136ZM196 64V65H197ZM227 64V63H226ZM243 64V62H242ZM239 64V65H242ZM250 64V63H249ZM252 64V65H253ZM66 65V64H65ZM203 65V66H202ZM216 65V64H215ZM222 65V64H221ZM225 65V64H224ZM235 65V63H234ZM247 65V64H246ZM2 66V65H1ZM3 66V68H4ZM11 66V65H10ZM9 66V67H10ZM33 66V64H32ZM67 66V65H66ZM121 66V65H120ZM135 66V65H134ZM180 66V65H178ZM245 66V65H243ZM6 67V66H5ZM20 67V65H19ZM18 67V68H19ZM49 67V66H47ZM61 67V66H60ZM110 67L113 69L110 70ZM118 67V66H117ZM132 67V66H131ZM130 67V68H131ZM155 67V66H154ZM170 67V66H169ZM224 67V66H223ZM226 67V66H225ZM229 67V66H228ZM231 67V66H230ZM236 67V66H235ZM238 67V66H237ZM253 67V68H252ZM7 68V67H6ZM13 68V67H12ZM15 68V67H14ZM17 68V69H18ZM27 68V67H26ZM32 68V67H30ZM56 68V67H55ZM67 68V67H66ZM125 68V67H124ZM129 68V69H130ZM149 68V67H148ZM175 68V67H173ZM177 68V67H176ZM216 68V67H215ZM213 68V69H215ZM240 67H238L237 69H239ZM244 68V67H242ZM2 69V67H1ZM47 69V68H46ZM59 69V67H58ZM135 69V68H134ZM152 69V68H151ZM217 69V68H216ZM20 70V69H19ZM22 70V69H21ZM24 70V69H23ZM32 70H34V67L32 68ZM120 70V69H119ZM128 69H126L127 71ZM137 70V69H135ZM148 70V69H147ZM177 70V71H178ZM180 70L183 71V73L180 72ZM220 70V69H219ZM218 70V71H219ZM226 70V69H225ZM234 70V69H232ZM18 71V70H17ZM27 71V70H26ZM29 71V70H28ZM31 71V70H30ZM124 71V70H123ZM125 71V72H126ZM134 71V70H133ZM150 71V70H149ZM149 71H147V74L145 75L148 78V73ZM216 71V72H218ZM224 71V70H222ZM237 72V70H235ZM34 71L30 72L33 73ZM68 72V71H67ZM129 72V70L127 71V73ZM139 72V71H138ZM174 72V73H173ZM19 73V71H18ZM190 73V76H189ZM4 74V73H3ZM6 74V73H5ZM26 73H24L25 75ZM48 74V73H47ZM120 73L117 74V76H119ZM142 74H143V70H142ZM216 74V73H215ZM214 74V75H215ZM7 75V74H6ZM20 75V73H19ZM23 75V74H22ZM23 75V76H24ZM27 75V74H26ZM25 75V76H26ZM32 75V74H31ZM62 75V74H61ZM71 75V74H70ZM141 75V74H140ZM152 75V74H151ZM213 75V76H214ZM1 76V75H0ZM22 76V77H23ZM46 76V75H45ZM51 76V75H50ZM66 76V75H65ZM144 74L142 77H145ZM190 77L189 79L187 77ZM216 76V75H215ZM222 76V75H221ZM225 76V77H226ZM232 76V77H231ZM2 77V76H1ZM20 77V76H19ZM31 77V76H30ZM70 77V76H68ZM179 77L188 79V81L185 83L181 81L182 87H179L180 89H176V84L177 82L179 83ZM225 77L223 79H225ZM5 78V77H4ZM65 78V77H64ZM177 78V79H176ZM195 80H194V79ZM214 79H219L217 76L216 78L213 77ZM212 78V79H213ZM221 78V77H220ZM19 79V78H18ZM56 79V78H55ZM77 79V81H76ZM115 79V78H114ZM192 79L194 81H192ZM213 79V80H214ZM216 79V81H217ZM227 79V77H226ZM6 80V79H5ZM47 80V79H46ZM52 80V79H51ZM57 80V79H56ZM64 80V79H63ZM143 80V79H142ZM192 83H191V81ZM229 80V79H228ZM4 81V79H3ZM35 80H33L34 82ZM60 81V80H59ZM69 81V80H68ZM190 81V84L188 83ZM223 80L218 81L222 83ZM226 81V80H225ZM230 81V82H231ZM62 82V81H61ZM110 82V83H109ZM183 82V83H182ZM196 82V83H195ZM209 82V81H208ZM207 82V84H208ZM215 83V80L213 81ZM212 82V83H213ZM1 83V82H0ZM21 83V82H20ZM19 83V84H20ZM24 83V82H23ZM27 83V82H26ZM25 83V84H26ZM45 83V82H44ZM49 83V82H48ZM65 83V82H64ZM211 83V82H210ZM209 83V84H210ZM213 83V84H214ZM217 83V84H218ZM3 84V83H2ZM8 84V83H7ZM12 84V83H11ZM14 84V83H13ZM24 84V85H25ZM30 82L27 83V86H29ZM34 84V83H32ZM36 84V82H35ZM34 84V85H35ZM203 84V83H202ZM212 84V85H213ZM215 84V86L217 85ZM223 84L224 81H223ZM58 85V84H57ZM191 87H194V86ZM210 84L211 87L213 88ZM220 85V84H219ZM217 85V86H219ZM229 85V84H228ZM14 86V85H12ZM23 86V85H22ZM26 86V85H25ZM37 86V85H36ZM79 86V85H78ZM115 86V85H114ZM179 86V84L177 85V87ZM199 87H201L200 85H198ZM209 86V85H207ZM214 86V90L215 88L217 89V87ZM231 86V85H230ZM1 87V86H0ZM31 87V86H29ZM35 86H33L34 88ZM42 87V86H41ZM39 87V88H41ZM56 87V86H55ZM119 87V86H118ZM122 87V86H121ZM190 87V88H191ZM203 87V86H202ZM206 87V86H205ZM4 88V87H3ZM26 88V87H25ZM38 88V87H37ZM43 88V87H42ZM73 88V87H72ZM187 88V89H190ZM197 87H195L196 89ZM204 88V87H203ZM208 88V87H207ZM206 88V89H207ZM1 89V88H0ZM8 89V88H7ZM35 89V88H34ZM33 89V91H34ZM76 89V88H75ZM194 89V88H193ZM202 89V88H201ZM200 89V90H201ZM205 89V90H206ZM28 90V87H27ZM117 90V89H116ZM186 90V89H185ZM191 92L192 88L190 89ZM203 90V89H202ZM208 90V89H207ZM211 90V89H210ZM214 90L212 91V93H216L214 92ZM222 90V89H221ZM23 91V90H22ZM26 93V89L24 90ZM41 91V90H40ZM56 91V90H55ZM77 91V90H76ZM75 91V92H76ZM187 92L189 90H186ZM11 92V91H10ZM16 92H19L16 90ZM29 92V91H28ZM38 92V91H37ZM43 92V91H42ZM187 92H184L187 93ZM197 94L199 92V90L197 91ZM202 92V91H201ZM208 92V91H207ZM219 92V91H218ZM217 92V93H218ZM221 92V91H220ZM21 93V92H20ZM24 93V92H23ZM32 93V92H31ZM51 93V92H50ZM49 93V94H50ZM190 93V92H189ZM205 92H203L204 97L205 95L207 96H211L214 97L213 95L215 94H211L208 92V94H205ZM216 93V94H217ZM224 93V92H223ZM4 94V92H3ZM2 94V95H3ZM11 94V93H9ZM28 94V93H27ZM70 94V93H69ZM188 94V93H187ZM192 94V93H191ZM195 94V98L196 95ZM231 94V93H230ZM229 94V95H230ZM6 95V94H5ZM8 95V94H7ZM15 95V94H14ZM18 95V94H17ZM22 95V93H21ZM20 95V96H21ZM75 95V94H74ZM83 95V96H84ZM202 95V94H201ZM200 95L199 92V97H202ZM224 95V94H223ZM19 96V95H18ZM28 96V95H27ZM31 96V95H30ZM33 96V94H32ZM35 96V95H34ZM80 96V95H79ZM82 96V97H83ZM184 98H183V97ZM217 95H215L216 97ZM219 96V95H218ZM221 96V95H220ZM226 96V95H224ZM231 96V95H230ZM6 97V96H5ZM15 97V96H14ZM47 97V96H45ZM61 97V96H60ZM21 98V97H20ZM30 98V97H28ZM36 98V96H35ZM69 98V97H68ZM67 98V99H68ZM72 98V97H71ZM79 98V97H78ZM197 98V100H198ZM208 98V97H207ZM210 98V97H209ZM223 98V97H222ZM236 98V97H235ZM5 99V98H4ZM15 99V98H14ZM26 99V98H25ZM32 99V97H31ZM39 99V98H38ZM37 99V101H38ZM60 99V98H59ZM206 99V98H204ZM203 99V100H204ZM215 99V98H214ZM217 99V98H216ZM225 99V97L223 98ZM230 99V98H229ZM7 100V99H6ZM18 100V99H17ZM16 100V101H17ZM22 100V99H21ZM36 100V99H34ZM34 100L32 99L31 101L34 102ZM40 100V99H39ZM77 100V98H76ZM75 100V102H76ZM196 100V99H195ZM193 100V101H195ZM201 100V99H199ZM201 100V102L203 101ZM209 99L206 100V102ZM218 100V99H217ZM221 100V99H220ZM238 100V99H237ZM9 101V100H8ZM41 101V100H40ZM51 102V100H49ZM227 101V100H226ZM1 102V101H0ZM5 102V101H4ZM19 102V101H18ZM30 102V101H29ZM53 102V100H52ZM215 102V101H214ZM218 102V101H217ZM220 102V101H219ZM218 102V103H219ZM9 103V102H8ZM11 103V102H10ZM32 103V102H31ZM41 103V102H40ZM39 103V104H40ZM44 103V102H43ZM66 103V102H65ZM182 103L181 107H183V109L179 108V105ZM188 103V104H187ZM196 103H198L197 101H195V106ZM205 103V101H204ZM213 103V102H212ZM228 103V102H227ZM226 103V104H227ZM51 104V103H49ZM57 104V103H56ZM69 104V103H68ZM105 104V105H104ZM200 104V103H199ZM203 104V102L201 103ZM208 104V103H207ZM206 104V106H207ZM217 104V103H216ZM11 105V104H10ZM38 105V104H37ZM46 105V104H45ZM72 105V104H71ZM83 105V104H82ZM186 105L188 107H186ZM205 105V104H204ZM211 105V104H210ZM27 106V105H26ZM44 106V104L42 105ZM48 106V105H47ZM58 106V105H57ZM85 106V104H84ZM194 106V104L192 105ZM198 106V105H197ZM196 106V107H197ZM200 106V105H199ZM198 106V107H199ZM211 106H217V105H211ZM222 106V105H221ZM232 106V105H231ZM69 107V106H68ZM81 107V106H80ZM202 107H204L202 105ZM208 107V106H207ZM206 107V108H207ZM210 107V106H209ZM218 107V106H217ZM216 107V108H217ZM223 107V106H222ZM2 108V107H1ZM14 108V107H13ZM30 108V106H29ZM65 108V107H64ZM70 108V107H69ZM73 108V107H72ZM179 108V109H177ZM215 108V110H216ZM228 108V107H227ZM15 109V108H14ZM21 109V107H20ZM24 109V108H23ZM68 109V108H67ZM76 109V108H75ZM82 109V107H81ZM192 109V108H191ZM196 109V108H195ZM211 109V108H210ZM213 109V107H212ZM238 109V110H236ZM11 110V109H10ZM66 110V109H65ZM205 110V108H204ZM203 110V111H204ZM219 110V109H218ZM4 111V110H3ZM9 111V110H8ZM82 111V110H81ZM80 111V112H81ZM189 111V110H188ZM201 111V110H200ZM208 111V108H207ZM206 111V112H207ZM217 111V110H216ZM222 111H225L222 109ZM20 112V111H19ZM33 112V111H32ZM61 112V111H59ZM58 112V113H59ZM64 112V111H63ZM72 112V111H71ZM205 112V113H206ZM209 112V111H208ZM215 111H213L212 113H214ZM219 114L218 116L220 115ZM235 112V113H234ZM26 113V112H25ZM24 113V114H25ZM42 113V112H41ZM40 113V114H41ZM62 113V112H61ZM82 113V112H81ZM192 113V112H191ZM202 112H200L201 114ZM211 113V115H212ZM237 113V114H236ZM8 114V112H7ZM11 115V113H9ZM14 114V113H13ZM66 114V112H65ZM6 115V114H5ZM16 115V114H15ZM22 115V114H21ZM28 115V113L26 114ZM30 115V113H29ZM76 115V114H75ZM191 115V114H190ZM216 115V114H215ZM8 116V115H7ZM12 116V115H11ZM10 116V117H11ZM37 116V115H35ZM67 116V115H66ZM70 116V115H69ZM199 116V115H198ZM201 116V115H200ZM217 116V115H216ZM31 117V116H30ZM40 117V116H39ZM63 117V116H62ZM72 117V116H71ZM140 117H146L143 120H136V118H140ZM190 117V116H189ZM193 117V116H192ZM215 117V118H214ZM44 118V117H43ZM50 118V117H49ZM5 119V118H4ZM35 119V118H34ZM69 119V118H68ZM142 119V118H141ZM12 120L14 121V119L12 118ZM18 120V119H17ZM32 120V119H31ZM63 120V119H62ZM181 120V119H180ZM188 120V119H187ZM6 121V119H5ZM8 121V120H7ZM12 121V122H13ZM40 121V120H37ZM61 121V120H60ZM66 121V120H65ZM143 121H147L150 122V126H146L145 127L139 123L143 122ZM179 121V120H178ZM217 121V122H216ZM2 122V121H1ZM46 122V121H45ZM53 123V121H51ZM67 122V121H66ZM190 122V121H189ZM187 122V123H189ZM14 123V122H13ZM23 123V122H21ZM35 123V122H34ZM44 123V122H43ZM51 123V124H52ZM60 123V122H59ZM71 123V122H70ZM145 123V122H144ZM197 123V122H196ZM16 124V123H15ZM65 124V123H64ZM69 124V123H67ZM177 124V125H176ZM190 124V123H189ZM2 125V124H1ZM7 125V124H6ZM5 125V126H6ZM23 125V124H22ZM29 125V124H28ZM54 125V124H53ZM52 125V126H53ZM194 125H196L194 123ZM4 126V125H3ZM4 126V127H5ZM8 126V125H7ZM6 126V127H7ZM18 126V125H17ZM24 126V125H23ZM41 126V125H40ZM51 126V125H50ZM63 126V125H62ZM193 126V125H192ZM26 127V126H25ZM32 127V126H31ZM60 127V126H59ZM65 127V126H64ZM63 127V128H64ZM185 127V126H184ZM190 127V126H189ZM8 128V127H7ZM44 128V127H43ZM50 128V127H49ZM178 128V127H177ZM176 128V129H177ZM192 128V127H190ZM4 129V128H2ZM10 129V128H9ZM29 129V128H28ZM40 129V128H39ZM183 129V128H182ZM32 130V129H31ZM35 130V129H34ZM47 130V129H46ZM53 130V129H51ZM50 130V131H51ZM180 130V129H179ZM185 130V129H184ZM3 131V130H2ZM7 131V130H6ZM18 131V130H17ZM36 131V130H35ZM39 131V130H38ZM45 131V130H44ZM43 131V132H44ZM65 131V130H64ZM11 132V131H10ZM29 132V131H28ZM27 132V134H28ZM48 132V131H47ZM215 132V133H214ZM22 133V132H21ZM37 133V132H36ZM41 133V132H40ZM50 133V132H49ZM201 133H206L205 135L211 134L213 133L214 136L213 138H205V142L201 141L202 143H197L195 140V135L196 134H201ZM5 134V133H4ZM11 134V133H9ZM35 134V133H34ZM44 134V133H43ZM8 135V134H7ZM21 135V134H20ZM40 135V134H39ZM66 135V134H65ZM23 136V135H22ZM58 136V135H57ZM70 136V134H69ZM201 136V135H198ZM209 136V135H208ZM147 137V135H146ZM144 137V138H146ZM49 138V136H48ZM47 138V139H48ZM51 138H54L53 135L51 136ZM57 138V137H56ZM59 138V137H58ZM57 138V139H58ZM202 139V137H197ZM204 138V137H203ZM12 139V138H10ZM45 139V138H44ZM60 139V138H59ZM151 139V138H149ZM1 140V139H0ZM8 140V139H7ZM51 140V139H50ZM49 140V141H50ZM53 140V139H52ZM56 141V140H55ZM60 142V140H58ZM13 143V142H12ZM71 143V142H70ZM10 144V143H9ZM29 144H33V143H29ZM120 144H124V143H120ZM3 145V144H2ZM13 145V144H12ZM119 145V144H118ZM129 145V144H128ZM124 146V145H122ZM9 147V146H8ZM12 147V146H11ZM10 147V148H11ZM14 147V146H13ZM73 147V146H72ZM125 147V146H124ZM130 147V146H129ZM128 147V148H129ZM16 148V147H15ZM34 148V147H33ZM132 148V147H130ZM2 149V148H1ZM31 149V148H30ZM38 148H36L37 151ZM43 149V148H42ZM41 149V150H42ZM45 149V148H44ZM43 149V150H44ZM133 149V148H132ZM136 149L138 150V148L136 147ZM12 150V149H11ZM40 149H38L39 151ZM42 150V152H43ZM127 150V149H126ZM13 151V150H12ZM21 151V150H20ZM31 151V150H30ZM35 151V152H36ZM37 151V152H38ZM66 151V152H65ZM111 151V150H110ZM108 151V152H110ZM118 151V150H117ZM156 151V150H155ZM1 152V151H0ZM34 152V151H32ZM36 152L37 155L41 156L40 154H38ZM40 152V151H39ZM47 151L43 152L46 153ZM157 152V153H158ZM242 152V153H243ZM29 153V152H28ZM31 153V152H30ZM42 153V154H43ZM48 153V152H47ZM51 153V152H50ZM114 153V152H113ZM16 154V153H15ZM19 154V153H18ZM53 154V153H52ZM137 154V153H136ZM146 154V153H145ZM154 154V153H153ZM241 154V153H240ZM45 155V154H44ZM43 155V156H44ZM47 155V154H46ZM49 155V154H48ZM84 155V156H85ZM107 155V154H106ZM105 155V156H106ZM142 155V154H141ZM237 155V154H236ZM3 156V155H2ZM9 156V155H8ZM11 156V155H10ZM9 156V157H10ZM21 156V155H20ZM51 156V154H50ZM110 156V155H108ZM146 156V155H145ZM240 156V155H239ZM244 156V155H243ZM252 156V154H251ZM8 157V158H9ZM33 157V156H32ZM54 157V156H53ZM52 157V159H53ZM102 157V156H101ZM249 158V156H247ZM246 157V158H247ZM4 158V157H3ZM2 158V159H3ZM44 157H42L40 160L42 161ZM51 158V157H50ZM55 158V157H54ZM76 158V157H75ZM105 158V157H104ZM143 158V157H142ZM157 158V157H155ZM233 158V157H232ZM243 158V157H242ZM247 158V159H248ZM252 158V157H250ZM249 158V159H250ZM6 159V158H5ZM12 159V158H11ZM20 159V158H18ZM38 159V160H39ZM57 159V158H56ZM241 159V157H239V160ZM244 159V158H243ZM247 159L245 160V162L247 161ZM23 160H26L25 158ZM22 160V161H23ZM32 160V159H31ZM45 160V158H44ZM49 160V159H48ZM46 160V162L48 161ZM55 160V159H54ZM64 160V159H63ZM78 160V159H76ZM90 161V159H88ZM99 160V159H98ZM252 160V159H251ZM250 160V161H251ZM7 161V160H6ZM20 161V160H19ZM18 161V162H19ZM21 161V162H22ZM57 161V160H56ZM75 161V160H74ZM80 161V160H79ZM78 161V163H79ZM83 161V160H82ZM104 161V160H103ZM241 161V160H240ZM44 162V161H43ZM42 162V165H43ZM88 162V161H85ZM24 163V161H23ZM22 163V165L24 166V164ZM41 163V162H40ZM70 163V162H69ZM152 163V162H151ZM248 163V162H247ZM253 163V162H252ZM258 163V162H257ZM11 164V163H10ZM29 164V163H27ZM26 164V165H27ZM50 164V161H49ZM86 164V163H85ZM83 164V165H85ZM90 164V163H89ZM245 164V163H244ZM249 164V163H248ZM22 165L20 164L21 168ZM25 165V166H26ZM37 165V164H36ZM40 165V164H39ZM45 165H43V168L46 169L47 171V167L45 168ZM52 165H54L52 163ZM247 165V164H246ZM257 165V164H256ZM260 165V164H259ZM5 166V165H4ZM19 166V165H18ZM38 166V165H37ZM36 166V167H37ZM49 166V165H48ZM69 165L67 164V167ZM249 166V165H248ZM247 166V167H248ZM252 166V165H251ZM250 166V167H251ZM255 166V165H254ZM253 166V167H254ZM29 167V166H28ZM28 167H25L28 169ZM33 167V166H32ZM32 167H30L29 169H31ZM52 167V166H51ZM50 167V168H51ZM55 167V165L53 166ZM73 167V166H72ZM84 167V166H83ZM244 167V165H243ZM245 167V168H247ZM242 168V167H241ZM249 168V167H248ZM15 169V168H14ZM39 171V168H36L35 170ZM41 169V168H40ZM43 169V170H44ZM70 169V168H69ZM74 168H72L73 170ZM3 170V169H2ZM19 170V169H18ZM22 170V169H21ZM20 170V172H22ZM34 170V171H35ZM53 170H57V168L53 169ZM52 170V171H53ZM25 172V170H23ZM28 171V173H30L32 170H26V172ZM30 171V172H29ZM42 171V169H41ZM49 171V169H48ZM47 171V172H48ZM59 171V170H58ZM129 171V170H128ZM132 171V170H131ZM6 172V170H5ZM60 172H62L60 170ZM65 172V171H64ZM76 172V171H75ZM15 173V172H14ZM40 173V172H39ZM42 173V172H41ZM40 173V174H41ZM46 173V172H45ZM50 173V172H48ZM57 173V171H56ZM66 173V172H65ZM71 173V172H70ZM69 173V174H70ZM8 174V173H7ZM12 174V173H11ZM33 173H31L30 175L32 176L31 179H33L35 175H32ZM44 174V173H43ZM55 174V172H54ZM53 174V175H54ZM68 174V175H69ZM17 175V174H16ZM20 175V174H19ZM29 175V174H28ZM46 175V174H44ZM58 176V173L56 174ZM74 175V174H73ZM243 175V174H242ZM40 176V175H39ZM80 176V175H79ZM125 176V175H124ZM3 177V176H2ZM6 177V176H5ZM11 177V176H9ZM8 177V181H10ZM13 177V176H12ZM21 177V176H19ZM23 177V176H22ZM26 177V176H25ZM30 177V176H29ZM27 177V178H29ZM37 177V176H36ZM44 177V176H42ZM46 177V176H45ZM55 177V176H54ZM67 177V176H66ZM69 177H72L69 176ZM82 179V176H80ZM79 177V178H80ZM16 178V177H15ZM13 178V179H15ZM39 178V177H38ZM41 178V176H40ZM48 178L51 179L48 175ZM46 178V179H48ZM53 178V176H52ZM59 178V177H58ZM57 178V180L59 181V179ZM5 179V178H4ZM44 178H42L41 180H43ZM64 179V177H63ZM71 179V178H69ZM77 179V177L75 178ZM79 179V180H81ZM246 179V178H245ZM25 180V179H24ZM34 180V179H33ZM37 180V179H35ZM61 180V179H60ZM64 183L66 182V179H64ZM73 180V178H72ZM71 180V181H72ZM14 181V180H13ZM13 181H11L13 183ZM17 181V180H16ZM16 181H14L16 183ZM21 181V179L19 180ZM57 181V183H58ZM76 181V180H75ZM84 181V179H83ZM86 181V179H85ZM7 182V181H5ZM47 185H48V180L46 181ZM52 181H50L51 183ZM63 182V181H62ZM68 182V180H67ZM66 182V183H67ZM124 182V181H123ZM244 182V181H243ZM251 182V181H250ZM10 182H8L9 184ZM11 183V185H12ZM29 183V182H28ZM33 183V182H31ZM41 183V182H39ZM43 183V182H42ZM49 185L51 186L52 184ZM55 183V181H54ZM60 183V181H59ZM58 183V184H59ZM65 183V184H66ZM72 183V182H71ZM71 183H67L71 184ZM90 183V182H89ZM7 184V185H8ZM17 184V183H16ZM14 184V185H16ZM26 184V183H25ZM35 184V183H34ZM45 184V183H44ZM73 184V183H72ZM79 184V183H78ZM85 184V183H84ZM82 182V185H84ZM246 184V182H245ZM248 184V183H247ZM13 185V186H14ZM39 185V184H38ZM57 185V184H56ZM64 185V184H63ZM2 186V185H1ZM27 185H25L26 187ZM32 186V185H31ZM55 186V185H54ZM73 187V185H71ZM81 186V184H80ZM79 186V188H80ZM87 186V183L85 184L84 188ZM244 186V183L243 185ZM246 186V185H245ZM248 186V185H247ZM10 187V186H8ZM12 187V186H11ZM17 186H15L16 188ZM29 187V186H28ZM46 187V186H44ZM48 187V186H47ZM62 187V185H61ZM65 187V186H64ZM69 187V186H67ZM88 187V186H87ZM92 187V186H91ZM90 187V188H91ZM3 188V187H2ZM15 188H11V189H15ZM33 188V186H32ZM39 188V187H38ZM43 188V187H42ZM70 188V187H69ZM75 188V187H74ZM73 188V189H74ZM78 188V189H79ZM89 188V189H90ZM93 188V187H92ZM249 188V187H248ZM8 189V188H7ZM19 189V188H18ZM26 189V188H25ZM41 189V188H40ZM54 189V188H53ZM77 189V188H76ZM83 189V188H82ZM9 190V189H8ZM16 190V189H15ZM13 190V191H15ZM24 190V189H23ZM38 190V189H35ZM49 190V189H48ZM57 190V189H56ZM65 190V189H64ZM118 190V191H119ZM246 190V188H245ZM2 191V190H1ZM55 191V189H54ZM73 191V190H72ZM6 192V189H5ZM11 192V190L9 191ZM29 192V191H28ZM31 192V191H30ZM48 192V191H47ZM64 192V191H63ZM79 192V191H76ZM89 192V191H88ZM87 194H90L88 193ZM115 191H110V194H116L114 193ZM117 192V191H116ZM201 194L198 195L196 193ZM3 193V192H2ZM21 193V192H20ZM25 193V191H24ZM23 193V194H24ZM37 193V192H36ZM45 193V192H44ZM51 193V192H50ZM50 193H49V197H50ZM57 193V192H55ZM54 193V194H55ZM92 195L93 192H91ZM95 193V192H94ZM109 193V192H108ZM12 193H10L11 195ZM53 194V193H52ZM58 194V193H57ZM63 194V193H62ZM78 194V193H77ZM96 194V193H95ZM106 194V193H105ZM196 194V195H195ZM1 195V194H0ZM31 195V194H29ZM40 195V194H39ZM48 195V194H47ZM66 195V194H65ZM82 195V194H81ZM98 195V194H97ZM104 195V194H103ZM108 194L104 195L107 196ZM117 195V194H116ZM195 195V197H194ZM9 196V195H8ZM23 196V195H22ZM53 196V195H52ZM84 196V195H83ZM86 196V194H85ZM89 196V195H87ZM96 196V195H94ZM111 196H115V195H111ZM15 197V196H14ZM28 197V196H27ZM26 197V198H27ZM35 197V196H34ZM57 197V196H55ZM61 197V196H60ZM81 197V196H80ZM97 197V196H96ZM94 197V199L96 198ZM102 197V194H101ZM109 197V195H108ZM3 198V197H2ZM7 198V196H6ZM16 198V197H15ZM14 198V199H15ZM48 198V197H47ZM45 198V199H47ZM62 198V197H61ZM69 198V197H68ZM61 199V201H58L57 203H61L62 207L66 210V211H70L72 208L73 210L77 207V205H73V201L75 200V202L77 203V199L73 198L71 199ZM92 198V197H91ZM100 198V197H99ZM5 199V198H4ZM23 199V198H20ZM44 199V197H43ZM80 199V198H79ZM84 199V198H83ZM105 199V198H104ZM112 200H115L114 198H111ZM110 199V201H111ZM123 199V201H124ZM1 200V199H0ZM17 200V199H16ZM15 203H18L16 202ZM57 200V199H56ZM96 200V199H95ZM100 200V199H98ZM97 200V201H98ZM108 200V199H107ZM113 200V201H114ZM130 200V201H131ZM2 201V200H1ZM23 201V200H22ZM33 201V200H32ZM44 201V200H42ZM41 201V202H42ZM80 201V200H79ZM87 201V199H86ZM103 201V200H102ZM14 202V201H13ZM27 202V201H26ZM36 202V201H35ZM46 202V201H45ZM49 202V201H48ZM52 202V200H51ZM56 202V201H55ZM74 202V203H75ZM85 202V199L84 201ZM92 202V201H90ZM90 202H88L87 204H89ZM109 202V201H108ZM120 202V201H119ZM126 202V201H125ZM4 203V202H3ZM2 203V204H3ZM8 203V202H7ZM56 203V204H57ZM95 203V202H94ZM195 204V205H200L199 207H196V211H193L191 209H188V204ZM1 204V203H0ZM9 204V203H8ZM11 204V203H10ZM20 204V203H19ZM86 204V202H85ZM86 204V205H87ZM101 204V202L99 203ZM109 204V203H108ZM112 203L110 202L109 206ZM114 204V203H113ZM126 204V203H125ZM124 204V205H125ZM131 204V202H129V205ZM12 205V204H11ZM30 205V204H29ZM36 205V204H35ZM49 205V203H48ZM55 203L50 206H54ZM60 207V204H58ZM73 205V206H72ZM81 204H79L80 206ZM91 205V204H90ZM89 205V206H90ZM94 205V204H93ZM98 205V204H97ZM96 205V206H97ZM103 205V204H102ZM106 205V204H104ZM116 205V204H115ZM118 205V202H117ZM123 205V204H122ZM128 205V207H129ZM9 206V205H8ZM26 206V205H25ZM40 206V205H39ZM88 206V205H87ZM92 206V205H91ZM101 206V205H100ZM99 206V207H100ZM108 206V207H109ZM121 206V205H120ZM119 206V207H120ZM1 207V206H0ZM7 207V206H6ZM41 207V206H40ZM55 207V206H54ZM95 207V206H94ZM105 207V206H104ZM103 207V208H104ZM107 207V206H106ZM107 207V208H108ZM118 207V208H119ZM127 207V206H125ZM125 207H122L125 209ZM131 207V206H130ZM3 208V207H1ZM9 208V207H7ZM23 208V207H22ZM39 208V207H38ZM43 208V205H42ZM40 208V209H42ZM49 208V207H48ZM87 208V207H85ZM102 208V207H100ZM104 209V210H107ZM112 208V207H111ZM141 208V209H140ZM6 209V208H5ZM4 209V210H5ZM10 209V208H9ZM45 209V208H44ZM52 209V208H51ZM54 209V208H53ZM88 209V213H89V208ZM86 209V210H87ZM93 209V208H92ZM121 209V208H120ZM132 209V208H130ZM143 209V210H142ZM1 210V209H0ZM48 210V209H47ZM64 210V211H65ZM77 212L78 210L75 209ZM95 210V209H94ZM103 210V209H102ZM99 210V211H102ZM111 210V209H110ZM116 210V209H115ZM11 211V210H10ZM14 211V210H12ZM20 211V210H19ZM23 210H21L22 212ZM27 211V210H25ZM44 211V210H42ZM92 210H90V215L91 216V212ZM98 211V212H99ZM109 211V210H108ZM118 211V210H117ZM116 211V212H117ZM126 211H129L126 209ZM3 212V211H2ZM9 212V211H8ZM52 212V211H51ZM76 212V213H77ZM82 212H84V209H81V207H79V214H82ZM97 212V211H96ZM4 213V212H3ZM2 213V214H3ZM11 213V212H10ZM32 213V212H31ZM45 213V212H44ZM53 213V212H52ZM70 213V212H69ZM75 213V212H73ZM108 213V212H107ZM110 213V212H109ZM129 214L128 212H124ZM7 214V211H6ZM9 214V213H8ZM7 214V215H8ZM13 214V212L11 213ZM37 214H40L37 213ZM43 214V212H42ZM41 214V215H42ZM95 214V213H94ZM112 214H116V213H112ZM118 214V213H117ZM122 214V213H119ZM258 214V212H257ZM256 214V215H257ZM5 215V214H4ZM15 215V214H14ZM17 215V214H16ZM16 215L12 217H14V220L16 218ZM66 215V214H65ZM98 215V214H97ZM103 215V214H102ZM126 215V214H125ZM3 216V215H2ZM9 216V215H8ZM10 216V218H11ZM22 216V215H21ZM27 216V215H26ZM78 216V215H77ZM93 216V215H92ZM95 216V215H94ZM101 216V215H99ZM113 216V215H112ZM121 216V215H120ZM117 215V217H120ZM124 216V214H123ZM121 216V218L123 217ZM129 216V215H128ZM127 216V217H128ZM132 216V215H131ZM130 216V217H131ZM137 216V215H136ZM135 216V217H136ZM1 217V216H0ZM7 217V216H6ZM38 217V216H37ZM49 217V216H48ZM67 217V216H66ZM82 217V216H81ZM80 217V218H81ZM88 219H91L89 218ZM151 217V218H150ZM247 218L248 220H250L249 218H253L254 220L251 221L250 226L247 227V229L241 230L240 228H238L237 226V221L242 219V218ZM26 218V217H24ZM68 218V217H67ZM66 218V219H67ZM84 218V217H83ZM97 218V217H96ZM104 218V217H103ZM108 218V215H107ZM112 218V217H111ZM142 218V217H141ZM13 219V218H12ZM87 219V218H85ZM84 221L82 223H87L86 225L90 227L91 224H89L90 221ZM106 219V218H104ZM103 219V222H104ZM114 219V218H113ZM116 219V218H115ZM114 219V220H115ZM139 219V218H138ZM20 219H18L19 221ZM68 220V219H67ZM70 220V219H69ZM79 220V218H78ZM92 220V219H91ZM1 221V220H0ZM17 221V223H18ZM81 221V220H80ZM109 221V220H107ZM121 221V220H118ZM117 221V222H118ZM135 221V220H134ZM139 221V220H138ZM257 221V222H256ZM4 222H6L4 220ZM13 222V221H10ZM20 222V221H19ZM79 222V221H78ZM124 222V221H123ZM141 222V220H140ZM15 223V222H14ZM22 223V222H20ZM19 223V224H20ZM108 223V222H107ZM111 223V222H110ZM114 223V222H113ZM116 223V222H115ZM136 224V222H134ZM9 224V223H8ZM11 224V223H10ZM78 224V223H77ZM76 224V225H77ZM125 224V223H124ZM12 225V224H11ZM17 224H15L16 226ZM21 225V224H20ZM121 225V224H120ZM10 226V225H9ZM18 226V225H17ZM16 226V227H17ZM22 226V225H21ZM30 226V225H29ZM79 226V224H78ZM82 226V225H81ZM86 226V227H87ZM93 226V225H92ZM100 226V225H99ZM117 226V225H116ZM119 226V225H118ZM124 226V225H123ZM140 226V225H139ZM138 226V227H139ZM15 227V228H16ZM25 227V224H24ZM27 227V226H26ZM25 227V228H26ZM84 227V226H83ZM95 227V226H94ZM97 227V226H96ZM110 227V226H108ZM112 227V226H111ZM125 227V226H124ZM199 227V229H198ZM19 228V230L17 229ZM16 228V230L21 231L20 226H18ZM77 228V227H76ZM91 228V227H90ZM118 228V227H117ZM107 229V227H106ZM120 229V228H119ZM3 230V229H2ZM97 230V229H96ZM1 231V230H0ZM14 230L7 228L4 230L3 234L1 237H8ZM16 231V233L18 232ZM23 231V232H22ZM22 233H24V230L22 228ZM82 231V230H81ZM112 231V230H111ZM116 231V230H115ZM118 231V230H117ZM124 231V229H123ZM127 230H125L126 232ZM68 232V231H66ZM73 232V231H72ZM101 232V231H100ZM107 232V231H106ZM158 232V233H157ZM21 233V234H22ZM84 233V232H83ZM87 233V232H86ZM108 233V232H107ZM15 234V233H14ZM13 234V235H14ZM19 234V232L17 233ZM85 234V233H84ZM89 234V233H88ZM119 235V233H117ZM125 234V233H124ZM26 235V234H25ZM107 235V234H106ZM84 236V235H83ZM103 236V235H101ZM16 237V236H15ZM79 237V236H78ZM117 237V236H115ZM119 237V236H118ZM121 237V236H120ZM22 238V235H21ZM24 238H26V236H24ZM82 238V237H81ZM89 238V237H87ZM92 238V236H91ZM100 238V237H99ZM113 238V237H112ZM14 239V238H13ZM19 239V238H18ZM92 240V239H91ZM101 240V239H100ZM117 240V239H115ZM5 241V240H4ZM9 241V240H8ZM15 241V240H14ZM13 241V242H14ZM21 241H23V239H21ZM78 241V240H76ZM94 241V240H93ZM102 241V240H101ZM106 241V240H105ZM113 241V240H112ZM156 241V242H154ZM169 241V240H168ZM171 241V240H170ZM175 241V240H172ZM1 242V241H0ZM3 242V241H2ZM18 242V241H17ZM80 242V241H79ZM84 242V241H83ZM90 242V240H89ZM107 242V241H106ZM111 242V241H110ZM162 242V240H161ZM161 242L160 245L159 243L158 246H161ZM5 243V242H4ZM8 243V242H7ZM12 243V242H11ZM15 243V242H14ZM51 245V242H49ZM81 243V242H80ZM105 243V242H104ZM173 243V242H172ZM176 243V242H175ZM178 243V242H177ZM13 244V243H12ZM21 244V243H20ZM88 244V243H87ZM94 244V243H93ZM108 244V243H107ZM115 244V243H114ZM117 244L118 240H117ZM5 245V244H4ZM42 245V244H41ZM45 245V244H44ZM53 245V244H52ZM92 245V243H91ZM112 242L110 244H108V247L111 248L112 246ZM117 245V246H118ZM155 245V244H154ZM166 245V244H165ZM171 245V242H170ZM176 245V244H174ZM1 246V245H0ZM9 246V245H8ZM14 246V245H13ZM47 246V245H45ZM54 246V245H53ZM85 246V245H84ZM87 246V245H86ZM90 246V244H89ZM114 246V245H113ZM112 246V247H113ZM172 246V245H171ZM177 246V245H176ZM44 247V246H43ZM49 247V246H48ZM78 247V246H77ZM99 247V245H98ZM96 246V248H98ZM155 247V246H153ZM152 247V248H153ZM157 247V246H156ZM174 247V246H173ZM172 247V248H173ZM53 248V247H52ZM81 248V247H80ZM91 248V247H90ZM89 248V249H90ZM107 248V247H106ZM158 248V247H157ZM161 248V247H160ZM175 248V247H174ZM193 248V250H192ZM34 249V248H33ZM32 249V250H33ZM36 249V248H35ZM38 251H41L40 248H38ZM42 249V247H41ZM86 249V248H85ZM155 249V248H154ZM159 249V248H158ZM163 249V247H162ZM160 249V250H162ZM177 248H175L174 250H176ZM51 250V249H50ZM54 250V249H53ZM83 250V249H82ZM88 250V249H87ZM94 250V249H93ZM100 250V248H99ZM125 250V249H124ZM156 250V249H155ZM154 250V251H155ZM177 250V251H178ZM195 250V251H194ZM43 251V250H42ZM109 251V250H108ZM120 251V250H119ZM153 251L152 253V257L149 258H153L154 260L157 258V254ZM158 251V250H157ZM156 251V252H157ZM165 251V250H163ZM94 252V251H93ZM113 252V250H112ZM111 252V253H112ZM115 252H118L117 250H115ZM123 252V251H121ZM119 252V253H121ZM124 253V252H123ZM159 256H160V252ZM163 253V252H162ZM88 254V253H87ZM115 254V253H114ZM117 254V253H116ZM153 254H156V256H153ZM79 256V254H77ZM92 255V253H91ZM109 255V254H108ZM120 255V254H119ZM125 255V254H122ZM85 256V255H84ZM90 256V254H89ZM97 256V255H96ZM212 256H214V260H209V258H211ZM82 257V255H81ZM86 257V256H85ZM106 257V256H105ZM125 257V256H123ZM162 257V255L160 256ZM159 257V258H160ZM101 258V257H100ZM163 258V257H162ZM89 259V258H87ZM113 259V258H112ZM148 259V260H147ZM165 260V258H163ZM92 260V259H91ZM151 260V259H150ZM151 260V261H152ZM161 260V259H160ZM159 260V261H160ZM184 260V263H182ZM93 261V260H92ZM158 261V263H159ZM162 261V260H161ZM157 262V260L155 261ZM163 262V261H162ZM152 263V262H151ZM161 263V262H160ZM167 264V263H166Z\"/></svg>", "mask_w": 264, "mask_h": 264}]
</instances>
